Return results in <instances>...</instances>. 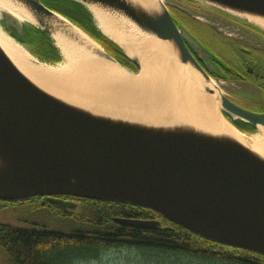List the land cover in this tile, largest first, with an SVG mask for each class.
<instances>
[{"label": "water", "instance_id": "obj_1", "mask_svg": "<svg viewBox=\"0 0 264 264\" xmlns=\"http://www.w3.org/2000/svg\"><path fill=\"white\" fill-rule=\"evenodd\" d=\"M15 1L36 21L30 27L51 39L56 29L75 26L41 0ZM72 1L121 15L142 31L171 41L181 63H189L205 81L211 80L188 46L199 57L209 54L175 22L169 11L175 5L172 1H167L169 7L159 3L158 14L128 0ZM186 1L207 4L222 18L225 13L264 31L245 17L264 19V0ZM0 23L15 39L27 31L5 10L0 11ZM93 41L99 57L135 73ZM123 52L137 64L138 72L139 61ZM32 55L38 63H46ZM218 101L220 114L235 128L236 120L256 130L264 126V112L245 109L221 91ZM60 196L129 203L205 239L264 255V159L228 138L193 128L152 127L92 114L41 90L0 49V201L46 197L58 204L54 198ZM116 222L138 229L159 225L156 220L117 218Z\"/></svg>", "mask_w": 264, "mask_h": 264}, {"label": "bare ground", "instance_id": "obj_2", "mask_svg": "<svg viewBox=\"0 0 264 264\" xmlns=\"http://www.w3.org/2000/svg\"><path fill=\"white\" fill-rule=\"evenodd\" d=\"M128 1L151 14H158L159 3H163V0ZM86 7L96 28L139 61L138 72L128 73L99 57L93 39L68 24L51 34L61 61L38 63L26 45L13 38L1 23L0 49L41 90L92 114L152 127L193 128L228 138L264 159V126L258 125L253 134L235 128L220 114L218 86L212 80L205 81L189 63H181L171 41L150 35L125 17L96 5ZM1 10L25 25H37L25 6L15 0H0ZM197 17L209 21L207 17ZM245 17L264 29L263 18Z\"/></svg>", "mask_w": 264, "mask_h": 264}, {"label": "trees", "instance_id": "obj_3", "mask_svg": "<svg viewBox=\"0 0 264 264\" xmlns=\"http://www.w3.org/2000/svg\"><path fill=\"white\" fill-rule=\"evenodd\" d=\"M41 1L97 41L105 50L108 49V44H113L96 28L91 13L81 3L72 0ZM175 1L184 4L185 6H180L191 12L197 11L209 18L208 12L198 10L192 1ZM172 8L181 16L177 23L189 31L193 28L200 35L203 29L212 28L194 19L192 14ZM222 14L227 21L256 37L258 42L248 43L238 39L254 50L243 52L239 49L234 53L225 42L217 40L222 56L229 60L240 59H233L236 62L245 61L254 72L264 75V31L239 18ZM16 38L29 46L32 54L46 63L61 60L52 39L37 27H30L23 33L22 38ZM258 102L264 107V100ZM262 111L264 112H258ZM232 122L243 132H256L247 123L237 120ZM59 198L72 200V205L63 207L49 204L44 197L15 202L0 201V253L4 264H71L74 259L94 257L102 250L117 247L155 251L168 254V257H183L198 263L264 264V255L205 239L147 209L129 203L63 196ZM150 213L164 221L162 227L154 230L138 229L116 222L117 218H144L145 214Z\"/></svg>", "mask_w": 264, "mask_h": 264}, {"label": "flooded vegetation", "instance_id": "obj_4", "mask_svg": "<svg viewBox=\"0 0 264 264\" xmlns=\"http://www.w3.org/2000/svg\"><path fill=\"white\" fill-rule=\"evenodd\" d=\"M172 2L175 5H184L175 0H172ZM169 9L171 15L175 19V22H177L181 17L178 11L172 8V6H170ZM191 16L195 19L196 15L193 14ZM202 27L207 28L203 25ZM189 33L206 49L209 55L199 57L198 53L194 51V49L191 48L190 46H188L189 50L192 52L193 56L197 59L198 63L201 65V67L204 69V71L206 72V74L209 76L210 79L213 78L217 81L221 80L222 83H224L225 86H227V88L225 89L226 91H224L225 93L223 94L226 97H228L231 101H233L234 103L245 109L256 112H258L259 110L260 111L264 110L262 104L258 102L264 100V98L262 99V93H261V90L264 88V75L257 74L256 72H254L252 68L246 64L245 61L236 62L233 59H237V60L240 59L233 58L232 60H229L226 56L223 57L221 54L222 50L218 45L217 40H221L222 42H225L230 48V50H232L234 53L237 52L239 49L242 50L243 52H248L254 50V48L238 41V39L224 38L221 36L224 34L222 33L220 34L216 29L213 28L203 29L200 34L201 36L193 28H190ZM106 52L115 60H117V62L122 66H125L133 71L138 69L137 64L133 60L128 58L125 55V53L118 48L117 45L108 44V49L106 50ZM234 84L236 85V87L239 86L240 89H237V91H235L234 89L228 88L229 85L233 86ZM245 87L248 88L252 87L258 93L255 95V93L251 92L249 89L245 91L244 90ZM220 91L222 92L221 89ZM54 199H57L58 205L63 207H66L68 205L71 206L72 204L70 203L73 202L70 199H65V198L61 199L59 197H55ZM44 200L48 201L46 197H44ZM144 216H145L144 218H133V219L122 218V219L144 220V221L156 220L159 222L158 228L163 226L162 224L164 223V221L161 218H159V216L151 213L145 214ZM149 230H154V229H149Z\"/></svg>", "mask_w": 264, "mask_h": 264}, {"label": "rangeland", "instance_id": "obj_5", "mask_svg": "<svg viewBox=\"0 0 264 264\" xmlns=\"http://www.w3.org/2000/svg\"><path fill=\"white\" fill-rule=\"evenodd\" d=\"M167 1H170V0H163V3L167 4ZM194 4H195V7L198 8V10H200L201 12L207 11L209 14V21H203L200 19H197V20L208 24V26L212 27L213 29H216L219 33H223V34H226L234 38L235 37L240 38L243 41L248 42V43H256V44L258 43L256 37L250 35L249 33L245 32L242 29L241 30L244 33L241 31H237L235 29V26L232 27L220 15L214 14L215 12L213 9H211V6H208L207 4H204V3H198V2ZM167 7H169L168 4H167ZM185 9H188V8L185 7ZM194 14L196 16L200 15L197 13V11H195ZM208 22H211L212 24H209ZM30 26L32 25H29V24L25 25V28L29 29ZM136 72L137 70H135V73ZM211 80L218 86L219 90L220 89L222 90V93H225L224 91H226L225 89L227 88V86L221 85L222 84L221 80L217 81L213 78ZM228 88L234 89L235 91H237V89H240V87L239 86L236 87L235 84L233 86L229 85ZM248 89L251 92L255 93V95L258 93L252 87L244 88L245 91H247ZM5 213L9 215L8 212H5ZM168 256H169L168 254L155 252V251L140 250L137 248H130V247H117V248H110V249L102 250L94 257L84 258V259H74L71 262V264H208L206 262L198 263L188 258L174 257V256L168 257ZM0 264H4L1 253H0Z\"/></svg>", "mask_w": 264, "mask_h": 264}]
</instances>
